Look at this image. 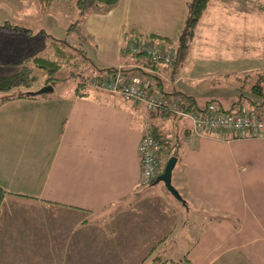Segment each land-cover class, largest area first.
Masks as SVG:
<instances>
[{
	"label": "crops",
	"instance_id": "crops-1",
	"mask_svg": "<svg viewBox=\"0 0 264 264\" xmlns=\"http://www.w3.org/2000/svg\"><path fill=\"white\" fill-rule=\"evenodd\" d=\"M186 1L117 0L104 12H85L78 22L85 32L109 30L115 38L95 58L77 42L88 78L107 76L111 67L138 76L147 93L183 92L198 105L208 95L225 108L242 94L255 102L242 100L244 109L264 117L260 84L228 106L207 84L260 81L249 72L264 68V0H209L175 73L158 62L145 67L125 50L143 37L172 48ZM90 13L95 20L88 22ZM16 29L0 25L11 35ZM23 31L28 38L32 30ZM22 43L0 42V68L19 64L14 54L19 62ZM6 74L0 70V77ZM145 111L86 83L68 93L51 86L33 98L0 102V264H123L116 258L133 256V249L141 257L152 246L163 264L183 257L189 264H264V137L196 135L184 118ZM147 126L173 152L162 151L164 157L176 158L171 183L183 202L161 181L137 182V144Z\"/></svg>",
	"mask_w": 264,
	"mask_h": 264
},
{
	"label": "rangeland",
	"instance_id": "rangeland-1",
	"mask_svg": "<svg viewBox=\"0 0 264 264\" xmlns=\"http://www.w3.org/2000/svg\"><path fill=\"white\" fill-rule=\"evenodd\" d=\"M73 1L74 0L55 1L51 3L45 10H39L34 0H0V25L10 23L11 26L17 28L12 35L8 33V31H0V42H5L9 38V40H12V44L15 47L18 46V43L23 42L20 52L22 58L19 62H16L18 58L16 54H14V64H19L14 67L12 63H8L4 67H1L0 70H3L4 73L7 74L0 77V80L3 77L14 76V74L23 65L29 68L27 70L28 76H32V79L24 85L21 83L17 84L12 82L8 88L0 89V98L3 96L14 95L16 92L35 90L41 86L42 83L46 84L43 80L44 74L42 70L33 65L31 58L40 55H49L50 57L52 56V48L49 43V36L54 38L65 37L68 43L74 45L75 47H79L77 45L81 44V48L84 50L86 56H92L93 58L97 57V54L103 52L105 45L107 46L110 44V46H112L113 42L115 43L114 31H112L113 34H111L109 30L101 34H98V32L89 33L87 31L85 32V30L79 24H77L74 29H72V27L69 28V24L74 21L76 15V11L72 9L70 5ZM94 14L95 13H90L87 15L88 22H90V20H95ZM33 23H37L34 28L26 26ZM98 23L99 22H97L95 26H98ZM105 24L106 27L110 26L112 21H105ZM112 27L114 30V26ZM27 28L32 30L31 34L28 35V38L26 31H23V29ZM15 36H19L21 39H17ZM124 42L127 43L126 45H128L127 41ZM129 44H132V42H129ZM71 53L74 54V57L64 61L55 73L56 78L51 84L53 92L62 91L68 93L72 91V89L76 88V86L79 87V84H81L84 79L87 80L89 79L88 77L91 76L87 70V61L81 59V56L76 55L74 51H71ZM249 74L260 75V81L256 79L254 81L249 80V82L243 84L239 82L241 86L237 87H235L236 82L234 80L225 79H222L219 82L211 80L208 81L207 84H211L209 85V90H216L221 96H223L218 99L222 101L224 105L228 106L227 102L232 98H237L240 93L252 96V93H255L254 88L259 84L261 85L262 91L264 93V68L260 66L250 71ZM86 80L85 82H87ZM40 83L41 85H39ZM247 83L248 85L242 87ZM209 98L210 96L206 95V98L204 99L207 100ZM246 108L249 109V107ZM160 185L162 184L160 183ZM166 245H170L171 248L174 247V243L170 241H168ZM151 249L153 250H150L148 254H142L141 257L136 256L135 250L133 249V256H129L127 254L124 258L117 257L116 259H118L119 262H123V264H159L157 259L153 261V258L157 257L159 252L155 251L153 246ZM28 259L29 262L33 263L36 258ZM39 259L47 260V258Z\"/></svg>",
	"mask_w": 264,
	"mask_h": 264
},
{
	"label": "built area",
	"instance_id": "built-area-1",
	"mask_svg": "<svg viewBox=\"0 0 264 264\" xmlns=\"http://www.w3.org/2000/svg\"><path fill=\"white\" fill-rule=\"evenodd\" d=\"M126 49L129 52H143L153 62L166 66H171L174 59L173 47L160 46L154 40L140 38L138 45L130 44ZM86 86L115 93L123 100L137 101L147 111L168 110L188 120L191 133L196 135H202L207 131H228L264 137V118H259L252 110L222 111L218 109V106L211 104L203 109H183L177 96L147 93L143 90L138 76L124 75L119 70H115L109 78L91 77L87 80ZM137 151L140 165L137 182L145 185L162 172L164 154L160 152V144L147 129H144L140 136Z\"/></svg>",
	"mask_w": 264,
	"mask_h": 264
},
{
	"label": "trees",
	"instance_id": "trees-1",
	"mask_svg": "<svg viewBox=\"0 0 264 264\" xmlns=\"http://www.w3.org/2000/svg\"><path fill=\"white\" fill-rule=\"evenodd\" d=\"M34 1L37 4V8L39 10H45L51 3L55 2V1H60V0H34ZM208 1L209 0H187L186 1V12H185V18H184L182 27L180 28L179 32L177 33L174 41L169 42L172 45V47L174 48V59H173V62L170 66L171 71L173 73H175L178 69H180V67L182 66V64L185 60V57H186L187 51H188V47H189V42L194 35L196 24H197L201 14H202V12L205 10V8L208 4ZM116 2H117V0H74L70 5H71L72 9H74L76 11V16H75L74 21L69 24V26H70L69 28L72 27V29H74V27L81 20L83 14L85 12L90 11V10L104 12V11L108 10L109 8H111ZM49 43H50V46L52 48V56L51 57L49 55L34 56L33 58H31V61H32L33 65H35L36 67H38L42 70V72L44 74V79H43L44 83L52 84V81L56 78L55 73L60 68L61 64L64 61L69 60L71 57H74V54H72L71 51H74L76 55H80L81 59H83L84 56H83V51H81V49L79 47H75L74 45L69 44L68 41L65 39V37H62V38L51 37ZM138 43H139V40H138V42L135 43V45H138ZM125 50L127 51V49H125ZM78 52H79V54H78ZM127 52L133 57V59L135 61H137L138 63H141V65H143L145 67H153L154 64L156 63V62H153L150 59V57L143 52H139V51H135V52L127 51ZM28 69L29 68H27L25 65H23L14 74V76L3 77L0 80V89L8 88L12 82L17 83V84L21 83L23 85L28 83L32 79V76H28V74H27ZM106 71H108L110 74L107 76L104 75L103 77L109 78L113 74L114 69H112L110 67V68H106ZM119 71L122 74H124L121 70H119ZM136 72L138 73V70ZM124 75H126V74H124ZM97 79H99V78H97ZM85 80L86 79H84L81 82V84H79V85L81 86V85L85 84L86 83ZM75 89H77V86ZM77 92L80 93V95L85 93L83 91H77ZM150 93H152V92H150ZM159 93L164 94V95L177 96L178 102L182 106L183 109H190V108L203 109L207 105L211 104L214 106H218V109L222 110V111L234 110V111L240 112V111H244V110H252L256 113V115L259 118H264V117H261L262 116L261 113L258 112L257 110L255 111L253 109H247V108L244 109L243 104H242V100L246 99L247 97L243 96L242 94H241L240 98H238V100L232 104V106L225 108L218 101H216L214 98H209L204 104L198 105L192 97L188 96L187 94H185L183 92L182 93L177 92L174 94H166V93H162V92H159ZM175 94H177V95H175ZM39 95H42V94H39ZM35 96H38V95H29L26 91L16 92L14 95L1 97L0 102L5 100V99H8L10 97L33 98ZM248 101H249V104H252L253 106H255V102H253L252 100H249V99H248ZM145 112H147L148 114H150L151 112H157V113L162 114V115L178 116V115H175L174 113H172L168 110H165V109H159V110H155V111H145ZM178 117H180V116H178ZM181 118H183V117H181ZM144 129L149 130L150 133L152 134V136L160 144V152L165 151L164 147L162 146L163 140H160L159 135L155 132V128H153L152 126H147V127H144L143 130ZM165 153L169 154V155L173 154V152L171 153V152H167V151H165ZM169 155H168V157H169ZM166 160H167V156L164 157V164H165ZM4 193H5L4 189L0 187V202L2 200V197L4 196ZM155 259H157L159 264H163L165 261V259H162L159 256L154 257L153 261ZM173 262L175 264H189L188 259L186 257H183L179 260H173ZM138 264H140V263H138Z\"/></svg>",
	"mask_w": 264,
	"mask_h": 264
},
{
	"label": "water",
	"instance_id": "water-1",
	"mask_svg": "<svg viewBox=\"0 0 264 264\" xmlns=\"http://www.w3.org/2000/svg\"><path fill=\"white\" fill-rule=\"evenodd\" d=\"M51 91V85L46 83V84H42L41 86H39L37 89L35 90H31V91H26L29 95H39V94H44V93H48ZM176 158L175 156H169L164 164L163 170L162 172L157 175L154 178V182H163L165 188L177 199L181 200L183 202V200L181 199V196L179 195L178 191L175 189V187L173 186V184L171 183V171L172 168L175 164Z\"/></svg>",
	"mask_w": 264,
	"mask_h": 264
}]
</instances>
